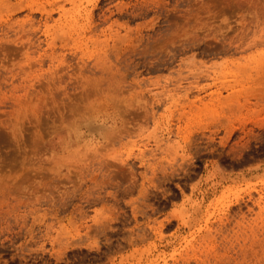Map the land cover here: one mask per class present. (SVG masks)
Segmentation results:
<instances>
[{
  "label": "rangeland",
  "instance_id": "374dc122",
  "mask_svg": "<svg viewBox=\"0 0 264 264\" xmlns=\"http://www.w3.org/2000/svg\"><path fill=\"white\" fill-rule=\"evenodd\" d=\"M117 1L57 90L0 0V264H264V0Z\"/></svg>",
  "mask_w": 264,
  "mask_h": 264
},
{
  "label": "bare ground",
  "instance_id": "6f19581e",
  "mask_svg": "<svg viewBox=\"0 0 264 264\" xmlns=\"http://www.w3.org/2000/svg\"><path fill=\"white\" fill-rule=\"evenodd\" d=\"M65 1H68L71 4L69 8L65 7ZM83 1L86 2V5L84 6V10L83 8L80 7V4L77 9V0H1L2 2L1 6L4 8V10L7 11L6 14L7 16L5 17L4 19L5 22L3 24L6 25L5 27H7V29L14 30L16 39L18 38L19 41L26 46L25 55L29 58V61L30 62L32 61L34 64H37L38 67L36 69H41V70H43L42 67L46 60H49L51 62L52 68L50 69L49 74H45V72L42 71L39 73L41 76L38 75L36 76L37 81H39L41 85H43V83L45 84L46 82L45 85H47L49 89L66 90L68 87L71 86L75 87V85H70L72 83L69 81L64 82V76L69 74L70 69L75 68V66L74 67L72 66L73 64L75 63L77 64V25H79L80 17L82 18L84 17L86 19L85 21L87 22L86 26H88L89 24V27L92 32L96 33V31L99 29L101 31L104 30L103 28H100V23L96 22L94 19L99 1L101 0H83ZM112 5L115 6L119 11H123L128 7L127 2H125L124 0H119L111 5H108L99 14L101 21H108L111 18V13L113 11V8H111ZM22 9H28V12L24 14L22 17L15 16V13H17ZM37 10H39L42 16H44L45 18V24H44L45 27H43L41 23L39 21H36L34 18V13ZM55 11L59 12V17L55 20V23L52 26L46 25V21L50 17H52L53 12ZM1 15L3 16V14ZM2 27L4 26L2 25ZM41 30H42L41 33L44 34L46 38L45 47L41 46V42L44 39H40L39 38L40 36L38 35V32ZM96 45H98V43ZM95 50L94 51L96 54L95 55L96 61L94 62L93 65L97 67H102L101 70L108 68V66L104 68L103 65L99 66L98 64L100 63V61L101 62L104 61V59H102L103 57L107 59L111 51H108L109 52L108 53L105 49L102 48L101 49L96 48ZM140 52L143 53L142 50ZM119 53H121V50H119ZM120 57H122V55ZM84 64L89 65L88 62ZM110 68L112 67L110 66ZM120 70L121 67L117 68V71L120 72ZM2 72H0V76L2 75L1 74ZM21 77L23 81H26L25 84L29 88H33V89L35 88V82H31L30 78L24 76L23 74ZM7 87L9 86L7 85ZM9 114L10 113H8L7 117H9ZM1 122L6 123L5 120Z\"/></svg>",
  "mask_w": 264,
  "mask_h": 264
}]
</instances>
